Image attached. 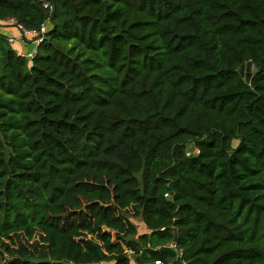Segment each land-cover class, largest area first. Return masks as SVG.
<instances>
[{"label": "trees", "instance_id": "16d2710c", "mask_svg": "<svg viewBox=\"0 0 264 264\" xmlns=\"http://www.w3.org/2000/svg\"><path fill=\"white\" fill-rule=\"evenodd\" d=\"M10 18L49 31L32 61L0 35V264H264V0Z\"/></svg>", "mask_w": 264, "mask_h": 264}, {"label": "built area", "instance_id": "2783aa9c", "mask_svg": "<svg viewBox=\"0 0 264 264\" xmlns=\"http://www.w3.org/2000/svg\"><path fill=\"white\" fill-rule=\"evenodd\" d=\"M44 8L51 10L53 9L50 6V4H45ZM1 25L3 27L14 28L15 30H17L20 36L19 41L22 42L24 46H29V45L36 46V49L29 54H24L23 52L19 53L20 56L25 57L29 61H32L35 58L39 45L44 42L45 36L49 31V26L46 22L41 24L39 29L29 30L25 28L22 24H20L15 18H10L6 21H2ZM16 41L18 40L14 38H8V42L10 44H14ZM169 248L175 249L176 245L172 243L169 245ZM155 264H164V263H162L161 261H157L155 262ZM169 264H173V263H169Z\"/></svg>", "mask_w": 264, "mask_h": 264}, {"label": "crops", "instance_id": "0c3cea01", "mask_svg": "<svg viewBox=\"0 0 264 264\" xmlns=\"http://www.w3.org/2000/svg\"><path fill=\"white\" fill-rule=\"evenodd\" d=\"M2 22H0V35H4L7 38H14L17 39L18 41H16L14 44H11L12 48L19 54V53H24V54H29L33 51H31V49H29V46H24L22 44V42L19 41V33L17 30H15L14 28H9V27H3L1 25Z\"/></svg>", "mask_w": 264, "mask_h": 264}, {"label": "rangeland", "instance_id": "374dc122", "mask_svg": "<svg viewBox=\"0 0 264 264\" xmlns=\"http://www.w3.org/2000/svg\"><path fill=\"white\" fill-rule=\"evenodd\" d=\"M29 49H31V51H34L36 49V46L35 45H29ZM246 68H247V65H246ZM246 68H245V73H246ZM253 71H254V69L252 67L250 72L253 73ZM129 219L134 224V226L136 227L138 234L148 233V230H147L145 224L143 223L141 216L131 217Z\"/></svg>", "mask_w": 264, "mask_h": 264}, {"label": "water", "instance_id": "95a60500", "mask_svg": "<svg viewBox=\"0 0 264 264\" xmlns=\"http://www.w3.org/2000/svg\"><path fill=\"white\" fill-rule=\"evenodd\" d=\"M252 67H253V64H252L251 62H249V63L247 64V68H246V65L243 64V65L241 66V69H240L241 77H242L243 79H245V81H246L247 84H250L251 78H252V76H253V73L250 72L251 69H252ZM245 68H246V73H245ZM176 261H177V260H174L172 263H173V264H176Z\"/></svg>", "mask_w": 264, "mask_h": 264}]
</instances>
